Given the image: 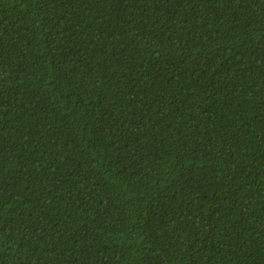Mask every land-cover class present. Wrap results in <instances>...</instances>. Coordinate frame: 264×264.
Segmentation results:
<instances>
[{"label":"trees","instance_id":"trees-1","mask_svg":"<svg viewBox=\"0 0 264 264\" xmlns=\"http://www.w3.org/2000/svg\"><path fill=\"white\" fill-rule=\"evenodd\" d=\"M0 264H264V0H0Z\"/></svg>","mask_w":264,"mask_h":264}]
</instances>
